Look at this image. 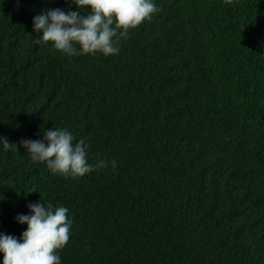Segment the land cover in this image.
<instances>
[{
  "label": "trees",
  "instance_id": "1",
  "mask_svg": "<svg viewBox=\"0 0 264 264\" xmlns=\"http://www.w3.org/2000/svg\"><path fill=\"white\" fill-rule=\"evenodd\" d=\"M155 2L119 54L67 57L33 18L71 0H0V136L17 147L0 148V233L21 237L42 200L74 221L62 264H264V0ZM53 127L117 168L32 162L20 141Z\"/></svg>",
  "mask_w": 264,
  "mask_h": 264
},
{
  "label": "clouds",
  "instance_id": "2",
  "mask_svg": "<svg viewBox=\"0 0 264 264\" xmlns=\"http://www.w3.org/2000/svg\"><path fill=\"white\" fill-rule=\"evenodd\" d=\"M71 4L77 10L48 8L33 18L38 43L50 42L51 48L67 57L119 54L129 31L159 10L155 0H71ZM20 144L32 162L46 164L54 175L76 178L109 164L117 168L116 159L91 163L90 145L85 138L77 140L67 127H53L44 132L43 139L25 138ZM13 146L17 149L0 136V148L8 151ZM28 207L30 214L16 217L18 223L27 225L21 237L0 233L2 264H62L60 251L71 238L74 222L70 210L42 200Z\"/></svg>",
  "mask_w": 264,
  "mask_h": 264
}]
</instances>
